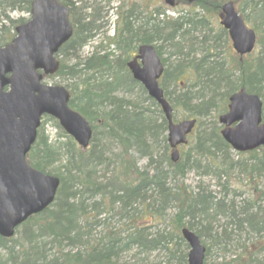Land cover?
Returning a JSON list of instances; mask_svg holds the SVG:
<instances>
[{"label": "trees", "instance_id": "1", "mask_svg": "<svg viewBox=\"0 0 264 264\" xmlns=\"http://www.w3.org/2000/svg\"><path fill=\"white\" fill-rule=\"evenodd\" d=\"M32 1L0 0V45L11 41L15 35V27L26 20L23 17H11V12L30 13ZM225 1L227 0H208L210 8L217 14ZM231 1L237 5L247 23L254 18L253 27L258 36L259 46L255 54L240 57L241 67L237 75L229 74L223 69V64L210 60L211 55L208 52L197 61L182 56L181 40H184L183 37L190 30L197 29V25L203 27L204 16L199 19L184 20L182 16L174 19L158 8L153 9L152 0H134L127 5V9L121 14V23L116 35L107 38L117 45L116 48L124 57L119 55V58H114L109 52L98 56L94 54L85 61L80 59L68 72L69 58L77 59L82 47L92 38L89 33L94 21V9L92 8L91 14H87L86 11L91 7L87 4L81 6L83 16L79 21H74V37L61 50L63 58L58 75L63 77L67 71L68 77L80 81L75 85L76 89L80 88L79 94L74 96L71 92L70 105L92 123L94 129L92 145L83 151L68 136H65L69 140L68 143L52 142L38 130L37 140L28 154V162L35 169L49 174H52L51 167L58 164L59 173L56 176L60 178L61 185L54 203L42 213L29 218L17 229L16 233L21 232L28 238L27 251L22 253L16 251L15 245H9L15 242L14 239L0 236V247L8 251L6 264H45L46 248L42 239L46 237L51 238L47 245L52 244L58 250L56 258L53 259L56 264H140L157 249H162L169 259L176 260L178 264H187L186 250L180 253L179 249V246L185 244L181 229L187 227L202 239L207 234L206 231H209L211 222L221 216L228 221L225 223L220 242H228L231 246L235 243L242 248V253L220 264L254 262L261 264L254 261V253L247 248L246 243L251 241L248 236L254 239L252 245L264 243V234H261L264 233V214L259 211V201L264 195L260 198L254 196L255 189H252L253 195L249 199L237 202L235 198L240 194L236 193V189L232 192L231 199H227L226 196L217 199L204 189L188 193L183 192L180 186L167 185L169 176L176 178L183 175L189 166L199 167L203 160L207 161L206 167L212 170L218 179L228 175L235 166L234 162H228L231 147L220 135L221 127L217 120L208 124L204 118L210 116L212 107L216 112V118L226 112L229 96L241 88L259 95L264 102V0ZM140 5L143 6L145 13L143 17L142 12L135 13ZM246 9L249 10L248 15L245 13ZM184 24L189 26L187 30H184ZM223 33L227 34L226 31ZM206 40H209L207 36ZM143 43L156 44L159 52L165 47L169 50L171 47L175 49L176 54H173L177 57V63L166 69L162 82L171 103H181L189 110L191 101L199 96L204 98L202 90L209 88L211 84L215 86L225 84V92L218 103L214 100H203L200 108L190 113L193 118H197L198 126L191 135L190 150L185 153L184 159L177 163H173L168 157L167 126L159 106L147 95L143 86L133 80L126 68L130 53ZM81 61L84 62L83 65ZM81 65L82 68L78 69ZM185 72L202 88L198 93L189 89L190 86L181 88L182 92L174 99L168 90V83L171 81L177 85V81ZM135 90L141 102L148 101L154 110L150 111L142 104H132L129 101L136 94ZM55 123V126L60 128L58 122ZM102 138L108 140L113 147L106 145L103 147L99 144V139ZM148 140L156 141L154 143L156 145L163 143V156L169 165L167 170L163 169L159 161L153 175L140 172L138 169L132 153L143 147L147 149L152 147L147 144ZM113 144L119 148L118 160L113 158L112 151L116 149ZM249 157L256 160L253 167L249 165L251 170L255 168L258 173L264 171V153L256 150L250 152ZM130 158L134 160L133 163ZM153 159L152 153L151 163ZM61 161L65 163L62 164ZM101 164H105L107 168L113 165L111 185L98 182L95 176V168ZM227 185L225 184L224 190L229 193ZM78 186L81 189H76ZM97 194L101 195V201L89 203L88 199ZM159 201L166 206H158ZM170 202H178L172 228L150 233L149 228L160 223L159 219H162L163 215L161 213ZM137 203L143 207L139 214L146 213L143 218L137 215ZM116 208L119 209L117 214L127 219L130 224L123 231H109L100 240L92 241L90 230L92 225L101 223L98 221L103 212L101 210L113 213ZM228 226H235L240 235L231 229L228 231ZM243 234L247 237L238 240ZM234 235L238 238L234 239ZM65 246L79 249L76 252H64L62 249ZM259 249L264 250V246ZM131 250H135L137 259L135 263L124 260V253ZM207 255L209 256V249ZM245 257H249L250 260L244 261Z\"/></svg>", "mask_w": 264, "mask_h": 264}, {"label": "water", "instance_id": "2", "mask_svg": "<svg viewBox=\"0 0 264 264\" xmlns=\"http://www.w3.org/2000/svg\"><path fill=\"white\" fill-rule=\"evenodd\" d=\"M174 5L175 0H165ZM221 24L228 30L233 48L240 55L251 53L257 37L232 2L222 6ZM16 36L0 46V236H14L16 228L30 216L53 203L60 180L27 162L43 115L59 121L61 127L82 147L92 138L88 121L69 106L70 93L61 85L43 83L60 66L59 49L72 37L69 9L59 0H33L31 18L15 29ZM140 60V62H139ZM134 79L140 81L161 107L167 121L171 158H179L178 145L187 144L196 119L175 122L173 108L158 79L164 66L152 44L141 45L128 62ZM263 103L245 89L229 97L228 111L219 117L225 127L224 140L238 152L264 146ZM189 244L188 264H204L206 248L189 229L182 230Z\"/></svg>", "mask_w": 264, "mask_h": 264}, {"label": "rangeland", "instance_id": "3", "mask_svg": "<svg viewBox=\"0 0 264 264\" xmlns=\"http://www.w3.org/2000/svg\"><path fill=\"white\" fill-rule=\"evenodd\" d=\"M79 1V2H78ZM179 3H177L176 6H168L167 3H165L164 0H152V8H158L160 11L164 12L167 16L172 17L174 19H177L179 16H182L184 20H189L190 18L193 19H199L204 16L205 18V24L203 27L197 25V29H192L190 32L185 34L182 39V56L184 58L197 61L204 56L205 52L211 55L210 60L216 61L218 63H221L224 65L223 69L228 71L231 75H237L239 73V70L241 67L240 64V57L239 55L234 51L232 47L231 40L228 36V33H223L224 28L220 25L218 15L215 10L210 8V4L208 0H178ZM218 1V0H217ZM69 5L71 8H73L72 11V20L79 21L82 16L83 12L80 11L81 6L87 4L91 8L86 11L87 14L92 13V8L94 9L93 14V24L91 31L89 35H92L91 41L88 42L85 46L82 47L80 52L77 54V59H72L67 63V70L70 72V69L72 68L73 64L78 63L81 60L85 61L86 58H91L94 54L96 56L104 53H111L115 57H118L119 55H122L116 47V44L111 43L108 40V44H105L103 42V39H106L107 34L112 35L113 30L111 29V25L115 24V28L118 30V26L121 23V14L127 9V5L134 2V0H68ZM114 7H117V11L112 9ZM150 9L152 11L153 9ZM143 6L140 5L139 9L135 10V13L142 12L141 16L143 17L145 13L143 12ZM118 13V15L116 14ZM246 15L249 14V10L246 9L245 11ZM11 17L18 18L23 17L24 19L28 20L30 18L29 13L25 12H19V11H13L11 12ZM199 16V17H198ZM85 20V19H83ZM88 21V20H87ZM247 24L250 27H253V21L254 18L249 20ZM187 24H184V30H187L189 26H186ZM254 28V27H253ZM114 29V27H113ZM206 36L209 40H206ZM178 41V39L176 38ZM180 40V39H179ZM204 42V44H203ZM97 44H99L97 46ZM259 49V46L257 50ZM171 50V51H170ZM164 48L162 50V58L167 63V67H173L177 63V57L173 53H175V49L173 47ZM172 52V54H171ZM254 52L253 54H255ZM176 54V53H175ZM187 54V55H185ZM181 55V54H180ZM123 56V55H122ZM63 58V56L61 55ZM124 57V56H123ZM97 58V57H96ZM119 58V57H118ZM117 58V59H118ZM117 59L115 63L117 62ZM97 60V59H96ZM83 61H81V64L83 65ZM82 65L78 67V69L82 68ZM204 71V70H203ZM67 71H65L64 76L62 75H53L45 79L46 83L49 84H61L68 87V89L71 90L74 96H77L79 94L80 88L76 89V84L80 83V81L76 79H72L68 77ZM215 78V77H214ZM213 78V82H215V79ZM178 84L174 82L168 83V90L171 93V96L175 99L177 94L179 92L181 93V88H188L193 90V92L198 93L199 90L202 88V86L198 85L196 81H194L188 73H183L180 79L177 81ZM211 84V83H210ZM225 84L221 83L218 86H215L211 84L209 88H206L202 90L204 94V98H201L200 96L189 103V108L187 109L185 106H183L181 103H173L176 104L177 107H175L174 111V117L176 121H180L186 117H192L190 113H193L196 108H200L201 101H210L214 100L216 103L221 99V95L225 92ZM135 93L137 94V91L135 90ZM134 94L129 101H131L132 104H142L143 107L149 108L150 111L154 110L153 106H150V103L148 101H145L144 103L141 102L140 96L138 94ZM148 109V110H149ZM213 109V107H212ZM209 112L210 116H207L205 121L209 124L212 123L214 120L218 121V118L215 117L216 112L215 110H212ZM152 115V113H150ZM190 114V116H189ZM151 117V116H150ZM56 123L54 119L45 116L42 118V123L40 126V133L46 137L49 138V141L55 142L58 141L60 143H68L69 140L63 130L61 128H58L55 126ZM99 144L112 146V144H109L108 140L105 138L99 139ZM114 147H116L115 150H113V158L118 160V153L119 148L113 144ZM152 147L148 148L143 147L140 149L135 150L132 153V156L136 160V164L140 172L147 173L149 175H153L155 173V166L156 163L159 161L161 166L164 170H167L168 163L165 161V158L163 156L164 148L163 145H156L152 144ZM67 147V146H65ZM113 147V146H112ZM111 147V148H112ZM113 149V148H112ZM190 150V145H187L185 147L180 148L181 158L179 161L183 160L185 157V153H187ZM261 154L264 153V147L263 149L258 150ZM153 153V162L151 163V155ZM132 163L134 162L133 159ZM156 161V162H155ZM234 162L235 166L231 169V172L226 176L223 175L221 178L218 179V177L215 176L212 170L208 169L206 166L208 165L207 161L202 162L199 167L189 166L185 173L183 175H180L176 178L169 176L167 179V185L168 186H180L182 191L190 192H196L200 189H204L205 191L211 192L217 199H220L224 196V194H228L231 198V194L236 189V193L240 194L236 196V201L240 202L242 200H247L252 196L251 193L252 189H255L253 191L254 196L263 197L264 195V171H261L258 173V171L251 170L249 168V165L253 167V165L256 163V160L250 159L249 154H243L238 155L235 151L231 150L228 155V162ZM62 164L65 163V161H61ZM113 168V165L108 166V168L105 166V164H101L96 166V172L95 176L98 180V182H103L104 184L111 185L110 182L112 178L111 170ZM59 169V165L56 164L51 167V173L54 175H57ZM227 181V182H226ZM228 183V185H227ZM225 184L229 188V193H227L224 190ZM76 189H81V187H76ZM154 193L157 195V192L154 191ZM87 197V194L85 193V198ZM158 197V196H157ZM101 195L97 194L91 199H88L89 203L92 202H100L101 201ZM264 198H261L262 200ZM178 203V202H177ZM177 203L170 202L169 205H167V208L164 209V211L161 213L163 215L162 219L160 220V223H158L156 226H151L149 228L150 233H155L156 231H163V230H169L172 228V221L174 219L175 213L177 211ZM158 206H166L161 203V201L158 202ZM259 205L261 206L262 211L264 212V202L259 201ZM143 209L142 205L137 203L136 204V212H138V217L143 218L146 213H140ZM103 211L101 216L98 218L99 222L98 224L92 225L91 227V239L93 240H100L106 232L112 231V232H118L123 231L126 229L127 225L130 224L127 219L122 218L121 215L117 214L119 213V209L116 208V211L113 213H108L107 211ZM116 213L115 215H113ZM262 213V212H261ZM121 216V217H120ZM215 220V219H214ZM212 221L210 224L209 231H206V235L202 238L204 244L208 246L209 248V256L206 260V264H220L223 261H228L230 258L237 256V254L242 253V248L238 245H235V243L228 244L225 241L220 242L223 236L225 223L228 221L224 217H218L215 221ZM95 222V221H94ZM208 223H205L207 225ZM209 225V224H208ZM228 231L231 229L235 232V234H239L238 229L234 226H228ZM261 234H264L263 232ZM220 237V238H219ZM234 239H237L238 237L236 235L233 236ZM247 237L246 234H243L238 238L243 240V238ZM250 237V242H247L246 245L247 248L253 252V259L254 261H257L258 263L264 264V250L259 249L260 247L264 246L263 242L257 243V246L252 245L251 242L254 241L252 239V236ZM89 238V237H88ZM87 238V239H88ZM217 238V240L215 239ZM15 242L9 243L10 246L15 245L16 251H19L20 253L27 251L29 248L28 238H25L24 234L21 232H17L15 236L12 238ZM43 243L45 244L46 248V257L47 259L44 261L45 264L50 263L55 258L56 254H58V250L55 246L52 244H48L51 242V238L46 237L42 239ZM46 242V243H45ZM186 242L184 245L179 246L180 253L184 252L186 250V254L189 251V247L186 246ZM227 245V246H226ZM40 246V244H39ZM225 246V247H224ZM78 250L77 247L72 246H65L62 251H70V252H76ZM124 260L129 261L131 263H135L137 261L135 257V250H131L129 252L124 253ZM8 259V251L5 248L0 247V264H6ZM249 257H245L244 261H249ZM10 264V263H8ZM78 264V263H74ZM140 264H178L176 260H171L167 257L166 253L162 249H157L149 254V256L141 262ZM250 264H256L250 263Z\"/></svg>", "mask_w": 264, "mask_h": 264}, {"label": "bare ground", "instance_id": "4", "mask_svg": "<svg viewBox=\"0 0 264 264\" xmlns=\"http://www.w3.org/2000/svg\"><path fill=\"white\" fill-rule=\"evenodd\" d=\"M154 143H156V141L154 142V140H152V141H151V140H148V141H147V144H148V145H152V144H154ZM158 145H160V144H158ZM162 145H163V143H162ZM226 176H227V175H226ZM224 196H226L227 199H231L230 196H229L228 194H224ZM261 201L264 202V199H262ZM259 211H260V213L262 212L261 214H264V212H263L262 209H261V206H259ZM78 249H79V248H78ZM55 258H56V256H55ZM55 258H54V259H55ZM50 264H56V261L53 260V261L50 262Z\"/></svg>", "mask_w": 264, "mask_h": 264}, {"label": "flooded vegetation", "instance_id": "5", "mask_svg": "<svg viewBox=\"0 0 264 264\" xmlns=\"http://www.w3.org/2000/svg\"><path fill=\"white\" fill-rule=\"evenodd\" d=\"M66 1L68 2V0H66ZM71 10H73V8H71ZM135 54H136V53H135ZM135 54H134V55H135ZM166 68H167V67H166Z\"/></svg>", "mask_w": 264, "mask_h": 264}]
</instances>
